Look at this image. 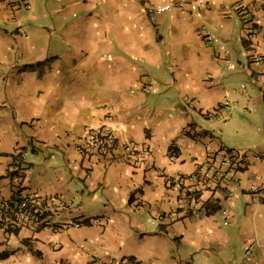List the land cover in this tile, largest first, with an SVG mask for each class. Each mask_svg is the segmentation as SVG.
Wrapping results in <instances>:
<instances>
[{
  "label": "crops",
  "instance_id": "1",
  "mask_svg": "<svg viewBox=\"0 0 264 264\" xmlns=\"http://www.w3.org/2000/svg\"><path fill=\"white\" fill-rule=\"evenodd\" d=\"M13 1L0 0V197L18 191L48 225L7 229L0 209V264H242L243 245L262 264L263 198L248 189L264 180V116L259 157L209 187L190 176L227 147L225 118L205 113L225 99L226 118L264 114L250 56L264 52V5L250 36L233 0L159 14L169 0ZM104 128L113 142L89 150Z\"/></svg>",
  "mask_w": 264,
  "mask_h": 264
},
{
  "label": "built area",
  "instance_id": "2",
  "mask_svg": "<svg viewBox=\"0 0 264 264\" xmlns=\"http://www.w3.org/2000/svg\"><path fill=\"white\" fill-rule=\"evenodd\" d=\"M14 2L15 1H13V3ZM194 3L197 6L206 8L210 7L212 4L209 0H195ZM261 4L264 5V0L232 1V8L240 14L242 25H244V28L247 30V35H255L256 18L254 12L256 11L257 5ZM186 5V0H169L166 3L152 6L150 11L154 14H159L172 7L183 8ZM19 7H28L27 0H17L15 2V8ZM198 33L202 34L207 40H209L210 34L204 28H200ZM250 56L255 63L264 62V52L262 54L253 52ZM227 107L228 102L224 99L219 102L213 111L205 113L204 116L208 119H224L227 116ZM112 142V136L109 130L104 128L89 135L87 139V148L90 150L91 147H95V145L96 147L107 146ZM216 153L217 159L213 156L210 157L209 161H207L204 166H200L196 173H194V175L192 174L190 178H199L202 181L203 186L209 187L213 181L222 178L223 169L230 171L231 175L234 176L238 171L245 167L252 158L259 157V153L255 150L249 148L230 149L224 145H220ZM248 190L254 195L255 200L257 198L256 196L262 197L264 204V180L258 183L254 181L249 185ZM231 203L232 202L229 201L227 205L219 208V221L222 225L229 224L232 219V213L229 207ZM59 205L64 206L65 204L60 203ZM0 209L4 211L5 214L1 219V222L7 229L26 228L33 230L40 226L48 225L46 220H44L43 213L39 210L40 208H36L32 200L21 197L18 191L14 193L13 197L9 200L0 197ZM72 225L77 227L79 226V223L73 222ZM228 243L229 241L227 239L225 244L228 245ZM239 249L242 264H254L256 262L254 254L248 245L240 246ZM261 263L264 264V259L261 260ZM118 264H136V262L133 259L123 258Z\"/></svg>",
  "mask_w": 264,
  "mask_h": 264
},
{
  "label": "rangeland",
  "instance_id": "3",
  "mask_svg": "<svg viewBox=\"0 0 264 264\" xmlns=\"http://www.w3.org/2000/svg\"><path fill=\"white\" fill-rule=\"evenodd\" d=\"M245 109H233L231 115L219 122L220 135L227 147L242 148L247 147L254 150L256 143L261 139V131L255 125L263 121V111ZM194 264H206L199 258Z\"/></svg>",
  "mask_w": 264,
  "mask_h": 264
}]
</instances>
